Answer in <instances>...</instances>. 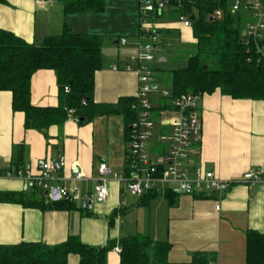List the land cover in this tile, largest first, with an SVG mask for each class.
<instances>
[{
    "label": "crops",
    "instance_id": "0c3cea01",
    "mask_svg": "<svg viewBox=\"0 0 264 264\" xmlns=\"http://www.w3.org/2000/svg\"><path fill=\"white\" fill-rule=\"evenodd\" d=\"M130 7L135 8L133 1ZM84 14L65 15L57 0H1L0 30L36 46L46 37L60 34L65 26L73 33L101 36L85 28V20L80 16ZM163 14L164 11L151 15L160 18L159 22L144 26L155 35L158 33L155 50L170 51V47L182 50L189 43L195 46L192 28L183 27L171 10L166 16ZM144 31L139 30L142 42L147 41ZM139 36L137 41L125 40L124 45L118 43L119 39L112 41L111 37L101 36V67L94 74V103L114 105L121 98H135L139 88L137 74L122 68L136 55ZM163 61L164 58L158 59ZM153 63L156 91L151 102L155 109L164 110L166 106L158 98V91L165 89L171 95V71L183 69L186 64L163 71ZM114 64L119 70L111 69ZM135 66L132 64L133 69ZM11 103V92L0 91V170L21 169L63 156L65 166L54 173L63 179L51 181L50 185L73 187L82 195L91 194L101 163H106L117 176L128 172V131L123 114L98 115L80 122L68 117L61 126L35 131L25 129L24 114L14 112ZM30 103L34 107L59 104L55 71L38 70L32 75ZM196 113L202 121V133L200 141L192 147L189 172L202 167L223 180H241L245 173L255 171L262 179L259 183H236L220 200L209 192L186 196L174 194L168 188L153 189L154 192L136 197L126 191L118 178L110 176L106 200L102 203L87 200L90 207L87 204L82 207V201L69 198L54 201L46 197L49 201H45L43 209L0 202V245L40 242L55 246L76 236L86 246L101 248L112 244L106 263L119 264L120 253L115 248H121L123 239L141 235L168 243L169 264H190L196 255L216 264H246V234L264 235V100L233 99L215 89L210 94H201ZM153 120V139L147 150L155 159L166 149L163 137L167 134L159 124L157 111ZM16 161L18 166L14 165ZM76 172L83 175L81 181L71 180ZM0 192L27 194L22 191L19 179L0 178ZM64 199L72 201L69 209L64 204L60 207ZM217 204L219 210L215 209ZM78 262L77 255L67 258V264Z\"/></svg>",
    "mask_w": 264,
    "mask_h": 264
},
{
    "label": "trees",
    "instance_id": "16d2710c",
    "mask_svg": "<svg viewBox=\"0 0 264 264\" xmlns=\"http://www.w3.org/2000/svg\"><path fill=\"white\" fill-rule=\"evenodd\" d=\"M57 1L67 15L101 12L106 0ZM177 1L171 0L170 10L177 17L182 13L190 19L195 52L188 57L185 68L171 71L172 97L210 94L219 89L233 99L264 100V62H257L255 55L248 53L240 42L238 20L229 14L221 20H210L212 11L221 6L217 0H179L181 10L176 8ZM102 44L101 36L73 33L66 26L60 34L46 37L38 46L0 30V91L11 92L12 110L24 114L26 130L44 131L61 126L68 119L69 110H73L78 122L98 115L123 114L128 131L134 97L121 98L114 105L93 101L94 74L101 67ZM38 70H53L57 75L56 107H34L30 103V79ZM65 87L69 89L67 93ZM0 202L39 209L46 206L45 198L36 192H0ZM61 203L60 207L64 204L67 209L73 205L68 199ZM120 246L119 264H169L167 242L136 235L123 239ZM111 247L112 244L101 248L86 246L76 236L55 246L40 242L0 245V264H67L71 254L78 256V264H107L106 255ZM196 256L190 264L207 263L201 255ZM246 264H264V235L246 234Z\"/></svg>",
    "mask_w": 264,
    "mask_h": 264
},
{
    "label": "built area",
    "instance_id": "2783aa9c",
    "mask_svg": "<svg viewBox=\"0 0 264 264\" xmlns=\"http://www.w3.org/2000/svg\"><path fill=\"white\" fill-rule=\"evenodd\" d=\"M45 2L47 0H36ZM140 21L164 10L173 8L171 0H137ZM198 1V0H188ZM221 6L210 14L213 20L223 19L225 14L231 15L239 22V37L248 53L254 54L257 62H264V0H217ZM176 8L182 9V3L178 0ZM178 20L183 27H191L188 16L179 14ZM146 42L139 36L138 49L135 56L130 57L123 66L125 72L134 71L138 77L139 88L131 105L133 118L128 129V143L126 165L128 172L119 176L112 173L106 163H101L97 169V177L94 180L91 194L82 195L73 187L52 186L51 181H60L63 178L55 177L54 173L65 166L63 156L58 160H41L34 166H25L21 169L0 170V178L19 179L22 182L24 193L36 192L47 198H52L57 193L58 198H69L72 201L88 200L102 203L108 195L107 181L110 176L118 178L128 193L141 197L144 193L157 188H168L174 194L193 196L203 192L216 195L219 200L236 183H259L262 179L259 173L249 171L241 180H223L213 172L202 167H194L189 172V156L192 147L200 141L202 133V121L196 111L201 94L185 93L179 96L170 95L165 89L158 91V98L165 103L166 109L158 110L152 105V97L156 91L153 84V69L156 35L153 31L145 29ZM142 33V34H144ZM125 39H119L120 45L125 44ZM132 64H135L133 69ZM112 70H119L114 64ZM67 93L69 89L64 88ZM159 113V124L169 127L171 133L163 137L166 149L159 157H150L147 144L152 141L154 127L153 113ZM69 117L78 122L74 117V111L69 110ZM169 114L165 115L164 114ZM83 175L76 172L72 181H81ZM216 210L220 209L217 204ZM115 252L120 253L121 248L116 247ZM206 264H216L213 260Z\"/></svg>",
    "mask_w": 264,
    "mask_h": 264
},
{
    "label": "rangeland",
    "instance_id": "374dc122",
    "mask_svg": "<svg viewBox=\"0 0 264 264\" xmlns=\"http://www.w3.org/2000/svg\"><path fill=\"white\" fill-rule=\"evenodd\" d=\"M130 1L135 3L134 9L130 7ZM136 1L137 0H106L103 12L85 13L80 16L85 20L86 24L84 25H87L85 28L89 29L91 33L100 34L103 37H111L112 41L116 39H125L128 41L129 38H133V40L137 41L140 34L139 30H145L144 26H149V24L152 25L153 22L158 23L160 18H156V16H149L145 19V23L141 22L138 12V2ZM168 11L169 10H164L163 16H166ZM172 19L177 22V19ZM156 36V42L158 43V33H156ZM185 49H187V51ZM194 52L195 48L191 45V43L184 46L182 50L170 47V51L169 49L161 51V48H158L156 53H154L153 65L159 67L163 71L180 68L185 66L188 57ZM159 58H164L165 61L158 62ZM153 103L156 105L158 104L157 102ZM157 129L158 128L155 129V133H157ZM163 132L169 135L171 133V129L165 127L163 128ZM45 201H49V199L45 198Z\"/></svg>",
    "mask_w": 264,
    "mask_h": 264
},
{
    "label": "water",
    "instance_id": "95a60500",
    "mask_svg": "<svg viewBox=\"0 0 264 264\" xmlns=\"http://www.w3.org/2000/svg\"><path fill=\"white\" fill-rule=\"evenodd\" d=\"M210 20H212V18H210ZM43 196L46 198V197H47V193H44ZM52 200H54V201L58 200V195H57V193H54V195H53V197H52ZM86 204H87L88 207L91 206L90 203H85V202H83V203H82V207H85Z\"/></svg>",
    "mask_w": 264,
    "mask_h": 264
}]
</instances>
